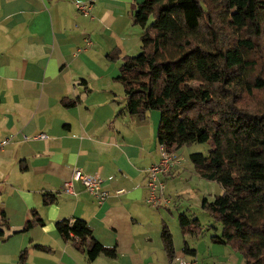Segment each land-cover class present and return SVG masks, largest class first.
Wrapping results in <instances>:
<instances>
[{
  "label": "crops",
  "instance_id": "1",
  "mask_svg": "<svg viewBox=\"0 0 264 264\" xmlns=\"http://www.w3.org/2000/svg\"><path fill=\"white\" fill-rule=\"evenodd\" d=\"M139 1L0 0V264H167L179 258L176 252L169 257L165 219L147 201L161 112L130 114L125 92L120 97L115 90L118 65L106 59L116 48L122 56L141 48L143 28L135 34L139 25L131 15ZM77 4L92 6L84 13ZM64 99L78 103L66 107ZM76 169L103 178L109 197L100 201L78 181L73 194L64 191ZM45 194L56 201L46 205ZM33 209L45 223L22 231ZM2 212L8 225L1 224ZM77 218L101 243L116 245L117 256L90 261L65 241L56 222Z\"/></svg>",
  "mask_w": 264,
  "mask_h": 264
},
{
  "label": "trees",
  "instance_id": "2",
  "mask_svg": "<svg viewBox=\"0 0 264 264\" xmlns=\"http://www.w3.org/2000/svg\"><path fill=\"white\" fill-rule=\"evenodd\" d=\"M131 15L143 33L141 51L123 56L117 77L126 110L140 117L160 111L158 143L171 152L213 143L208 154H190L197 173L224 189L201 203L222 224L221 235L213 239L241 252L246 264H264V0H141ZM120 54L116 48L106 56ZM77 103L63 100L66 107ZM56 199L43 197L46 205ZM32 215L22 231L44 225L36 209ZM1 219L8 225L5 212ZM178 221L184 235L203 233L197 217L180 212ZM56 228L90 261L101 254L117 256V246L101 243L82 218L57 221ZM162 240L169 257H175L165 221ZM183 249L197 252L187 241ZM26 258L24 250L20 261Z\"/></svg>",
  "mask_w": 264,
  "mask_h": 264
},
{
  "label": "rangeland",
  "instance_id": "3",
  "mask_svg": "<svg viewBox=\"0 0 264 264\" xmlns=\"http://www.w3.org/2000/svg\"><path fill=\"white\" fill-rule=\"evenodd\" d=\"M137 30L139 31H135V34L139 36L141 27L137 26ZM131 32L133 33V31ZM140 51L139 45L138 48H135L129 54L134 55ZM106 59L118 65L120 71V66L123 61L122 51L118 59H111L107 56ZM114 83L115 90H118L120 97H123V86L117 80V76ZM212 147V142L193 143L184 145L176 152L178 156L183 157V161L180 166L176 167L175 170L179 168L180 171H176L175 177H170V179L166 180V193L172 201L171 206H174L175 203H180L179 208L173 209V212L166 209V207H161L160 210L155 209V211L159 212V216H163L168 223L173 234L175 251L179 258L191 259L196 257L199 264H246V260L241 252L234 250L230 245L214 241L213 237L220 236L222 233V224L215 220L201 206L203 197L213 200L217 195L223 193L224 189L220 183L202 178L197 173L190 159V154L193 152L208 154ZM180 212H186L193 218L197 217L203 226V233L200 235H184L178 221V214ZM185 241L189 243L191 248L197 250L195 257L184 252Z\"/></svg>",
  "mask_w": 264,
  "mask_h": 264
},
{
  "label": "built area",
  "instance_id": "4",
  "mask_svg": "<svg viewBox=\"0 0 264 264\" xmlns=\"http://www.w3.org/2000/svg\"><path fill=\"white\" fill-rule=\"evenodd\" d=\"M91 4H77L80 11L88 13L91 9ZM44 136V135H43ZM5 147L4 142L0 143V151ZM159 160L154 163L147 172L146 186L149 190L147 198L148 204L154 208L168 207L172 201L166 194L165 175L171 174L176 167L180 166L183 157L171 152L161 143L157 146ZM163 177V178H162ZM73 181H78L83 184L85 189L91 194L99 198L100 201H105L110 192L106 189V184L103 178L98 175L85 174L81 170L76 169L73 173V180L64 183L63 189L66 192L74 193ZM123 191L117 190L115 193L119 194ZM167 264H199L196 258H174L167 262Z\"/></svg>",
  "mask_w": 264,
  "mask_h": 264
}]
</instances>
